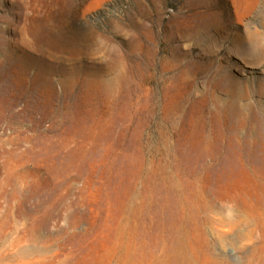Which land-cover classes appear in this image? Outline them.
<instances>
[{"label":"rangeland","instance_id":"obj_1","mask_svg":"<svg viewBox=\"0 0 264 264\" xmlns=\"http://www.w3.org/2000/svg\"><path fill=\"white\" fill-rule=\"evenodd\" d=\"M4 172L45 218L19 219L44 228L23 247L152 264L184 231L199 261L243 263L256 235L235 205L264 199V0H0Z\"/></svg>","mask_w":264,"mask_h":264},{"label":"bare ground","instance_id":"obj_2","mask_svg":"<svg viewBox=\"0 0 264 264\" xmlns=\"http://www.w3.org/2000/svg\"><path fill=\"white\" fill-rule=\"evenodd\" d=\"M13 177H14V175L12 173L10 174L7 172H4L0 176V264H72L70 262V259H68L67 256L66 257H59L60 247H57L56 251L54 253H52V249L50 248V246L47 247V245H45L44 247L43 246L42 247H33V246H28V245L23 247L21 245L22 243H28L29 244V243L33 242L34 240H36L38 238V234L43 233L44 228L39 227V225L36 223V224L29 226L28 228L25 227L24 229L19 230L18 221L20 218L25 219L27 222H29V221L37 222L38 215L36 216V214H37L36 212L38 211L39 207H35V206L33 207V206L27 204L29 202L28 196H25L23 194L21 184L16 185L14 183ZM19 178H20V176H19ZM7 187L10 188L9 192L7 190ZM259 200H261V198L255 199L254 202H252L251 204L245 205V207L235 205V208L237 209L239 214H241V218H243V219H237L235 222L236 225L239 224V226H240L242 224L243 225L245 224L247 226H250L248 229L250 237L252 238L253 235H256V243L254 242L255 244H253L252 247H250L251 249L249 251V255L247 256V258L245 260H243V263H241V262L235 263L232 260L233 258L231 259L230 257H227L225 255L216 256L217 254L214 255V253L211 250L205 251L203 258H202L203 261H201V260L199 261L198 256L195 255L196 254L195 252H193V254H189V253H186L182 250V248H184V247H182V239L181 238H183L182 235H184V231H177L176 230L177 231V233H176L177 238H176L175 245L171 246V248L169 250H167V252L163 253L162 258L156 259L155 261L152 262V264H264V199H262L263 203H260ZM41 210H42L41 212H45L46 209L43 208ZM210 211H212V210H210ZM231 211H232V209H231ZM44 219L45 218H43V215L39 216L38 223L42 224L44 222ZM161 224H163V223H161ZM59 230H61V229L59 228ZM7 232H10L12 235L10 234V236H8ZM195 234L197 235V233H195ZM174 237H173V239H174ZM167 241H168V239H167ZM43 242H45V241H43ZM204 243L205 242H203V244ZM169 244H170V242H169ZM170 250H172V251L170 252ZM82 264H85V261ZM92 264H94V263H92ZM97 264H109V262L108 263L107 262H102V263L98 262Z\"/></svg>","mask_w":264,"mask_h":264}]
</instances>
